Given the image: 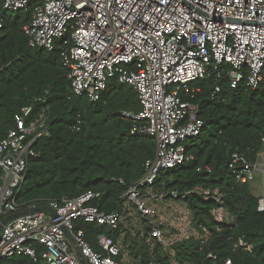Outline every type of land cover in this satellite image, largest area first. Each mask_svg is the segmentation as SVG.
<instances>
[{"label":"built area","instance_id":"built-area-1","mask_svg":"<svg viewBox=\"0 0 264 264\" xmlns=\"http://www.w3.org/2000/svg\"><path fill=\"white\" fill-rule=\"evenodd\" d=\"M20 13L30 14L23 31L31 47L60 52L75 95L95 102L115 81L132 86L141 109L123 111L133 120L130 133L154 137L157 148L143 175L120 196L117 210L101 209L95 202L102 193L93 190L24 208L17 197L30 159L40 155L36 145L49 132L50 116L45 110L27 125L34 105L24 107L16 128L0 138V264L21 254L35 264H192L180 259L178 246L195 241L204 249L236 216L219 187L175 185L173 171L195 159L189 141L206 124L195 101L201 87L191 84L227 77L232 88L244 81L252 89L260 85L264 0H3L0 36L7 18ZM221 90L216 84L212 97ZM263 160L253 163L235 151L229 166L246 183L264 173ZM191 197L213 204L215 230L197 224ZM36 207L49 210L31 211ZM259 210L264 211V192ZM22 211L26 214L4 223ZM82 222L103 228L97 247L87 240ZM239 249L252 252L254 245L239 237L233 250ZM207 256L218 258L211 250Z\"/></svg>","mask_w":264,"mask_h":264},{"label":"trees","instance_id":"trees-1","mask_svg":"<svg viewBox=\"0 0 264 264\" xmlns=\"http://www.w3.org/2000/svg\"><path fill=\"white\" fill-rule=\"evenodd\" d=\"M29 17L22 13L8 17L0 36V138L16 128V118L24 107L34 105L27 125L45 110L50 112L49 132L36 145L40 155L30 159L17 199L26 203V208L30 203L41 205L49 199L93 190L102 193L101 200L95 202L101 209L117 210L120 196L143 175L145 161L157 148L154 137L132 135L133 120L123 115V111L141 109L138 94L132 86L115 81L98 101L75 95L60 52L29 45L23 31ZM218 83L222 90L213 98ZM191 85L201 87L195 101L201 105L206 124L202 133L189 141L195 159L173 171L175 185L181 190L195 185L219 187L236 221L223 224L222 231L204 249L195 241L182 243L178 255L192 264H225L227 259L232 264H264L260 197L253 193L250 182H240L229 166L235 151L244 153L253 163L259 160L264 146V77L256 89L248 87L246 81L232 88L227 77L206 78ZM1 174L0 168V183ZM110 178H123L125 183ZM189 203L197 224L215 230L217 222L210 213L213 204L196 197ZM81 225L87 240L97 247V235L103 228L93 223ZM239 237L252 242L254 250L234 251L233 244ZM209 250L218 255L216 260L207 256ZM3 264L35 261L21 254L4 258Z\"/></svg>","mask_w":264,"mask_h":264},{"label":"crops","instance_id":"crops-1","mask_svg":"<svg viewBox=\"0 0 264 264\" xmlns=\"http://www.w3.org/2000/svg\"><path fill=\"white\" fill-rule=\"evenodd\" d=\"M261 159H264V146H263V149H262V151H261V153L259 155V160H261ZM260 177L262 178V184L259 183V178ZM250 184H251L252 191H253L254 188L259 189L260 194L257 195V196L260 197L261 194H262V192H264V173L263 172L262 173L261 172H258L256 174V176L254 177V179L250 181Z\"/></svg>","mask_w":264,"mask_h":264},{"label":"water","instance_id":"water-1","mask_svg":"<svg viewBox=\"0 0 264 264\" xmlns=\"http://www.w3.org/2000/svg\"><path fill=\"white\" fill-rule=\"evenodd\" d=\"M42 208H46V209L49 210L48 207H36V208H34V209H31V211H36V210H39V209H42ZM23 214H26V211H22V212L15 213V214L9 216L8 218H6V219L4 220V223H5L7 220H9V219L16 218V217L21 216V215H23ZM1 228H2V226H0V230H1Z\"/></svg>","mask_w":264,"mask_h":264},{"label":"rangeland","instance_id":"rangeland-1","mask_svg":"<svg viewBox=\"0 0 264 264\" xmlns=\"http://www.w3.org/2000/svg\"><path fill=\"white\" fill-rule=\"evenodd\" d=\"M262 164H264V160H263V163ZM259 183L262 184V178L261 177L259 178ZM253 192H254L255 195H259L260 194V191L257 188H254L253 189Z\"/></svg>","mask_w":264,"mask_h":264}]
</instances>
